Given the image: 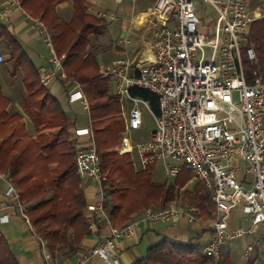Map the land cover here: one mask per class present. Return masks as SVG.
Here are the masks:
<instances>
[{
  "label": "built area",
  "instance_id": "2783aa9c",
  "mask_svg": "<svg viewBox=\"0 0 264 264\" xmlns=\"http://www.w3.org/2000/svg\"><path fill=\"white\" fill-rule=\"evenodd\" d=\"M197 1L156 0L151 59L138 63L128 57L117 58L102 76L114 82L123 109L124 128L118 151L134 148L143 169L161 162L167 179L175 178L182 167L191 170L212 191V215L204 220L193 207L149 206L129 222L111 226L104 206L106 176L100 167L89 116L88 126L76 129L77 134L89 138L75 149L76 171L93 188L94 201L87 204L86 211L104 218L109 231L74 264H88L93 259L121 264L118 243L133 237L148 222L177 223L185 219L199 224L210 232L202 253L216 260L222 258L230 242L264 227V78L255 69L248 81L243 62V49L250 62L256 61L254 48L245 44L254 17L249 16L246 0H201L218 17L211 23L216 28L215 37L208 38L201 31ZM104 2L85 0V7L96 17L111 21L115 19L114 11L102 9ZM17 13L30 22L50 54L51 66L37 69L41 84L48 85L56 75L70 81L76 90L70 93L69 102L80 101L89 111L84 85L67 77L62 64L64 54L56 53L52 32L43 20L26 12L22 0H0V19H10ZM5 60L0 53V63ZM133 88L154 94L157 112L149 101L132 95ZM124 102L128 104L126 109ZM141 106L151 113L154 126L147 139L136 141L131 133L143 125ZM123 145L129 150L122 151ZM0 188V225L19 217L38 240L43 264H52L46 242L29 218L28 204L11 177L2 171ZM235 210L245 215L247 225H231ZM242 255L255 264H264V230L244 244Z\"/></svg>",
  "mask_w": 264,
  "mask_h": 264
},
{
  "label": "trees",
  "instance_id": "16d2710c",
  "mask_svg": "<svg viewBox=\"0 0 264 264\" xmlns=\"http://www.w3.org/2000/svg\"><path fill=\"white\" fill-rule=\"evenodd\" d=\"M61 1L64 0H22V6L52 30L56 53L64 54L62 64L67 77L84 85L100 167L106 176L104 206L109 223L115 227L142 205L159 202V207L166 206L175 198L176 188L184 187L193 173L182 167L175 178L168 179L174 182H156L152 175L155 163L136 171L129 153L113 149L119 142L124 122L118 115L115 97L107 93V83L95 55L88 51L89 36L98 34L106 21L87 13L84 0H71L72 16L68 21L62 20L56 9ZM0 40L8 48L11 63L22 68L27 93L24 109L35 125V134H29L21 114L9 112L10 101L0 93V171L8 174L18 187L22 200L28 204L29 218L45 239L48 251L65 246L75 250L85 236L92 233L101 236L107 222L95 213L85 214L89 201L76 171L75 151L69 150L71 144L66 140L68 116L59 100L41 84L36 67L1 22ZM247 41L253 45L257 59L250 62L243 49L247 79L251 81L255 69L264 78V17L251 23ZM131 94L149 101L157 112L154 94L137 88L131 89ZM184 195L194 202L193 208H197L196 213L202 219L211 217L212 191L203 183H196ZM90 224L94 225V231ZM230 257V252H226L216 260L199 251L190 240L178 242L162 237L147 246L145 253L131 264H231ZM0 264H19L1 230Z\"/></svg>",
  "mask_w": 264,
  "mask_h": 264
},
{
  "label": "crops",
  "instance_id": "0c3cea01",
  "mask_svg": "<svg viewBox=\"0 0 264 264\" xmlns=\"http://www.w3.org/2000/svg\"><path fill=\"white\" fill-rule=\"evenodd\" d=\"M155 1L156 0H111L101 4L102 6L104 5L106 10L114 11L115 14V29L118 35L116 40L107 47L113 54L111 62L117 58L126 57L138 63L146 62L151 59L153 41L152 28L155 24L153 6ZM64 3L66 4L67 2L63 1L60 5L63 6ZM61 6L60 8L63 9ZM114 21H106L103 32H105L107 26ZM0 22L18 40L26 55L36 67V70L41 66H51L49 57L45 55V51L47 50L46 46L39 36L36 35L30 22L27 21L22 14H14L12 18L2 19ZM0 53L6 58L5 62L0 63V93L4 98L10 101L8 111L11 108H15L16 111L21 114L27 132L33 135L35 134V125L24 109V100L27 93L23 82L22 68L19 65L16 66L11 63L9 60L10 54L8 48L1 40ZM46 87L48 91L59 100L60 105L68 116L69 127L75 140V149L79 145L87 143L89 140L88 136L86 134H77L76 129L84 128L88 125H79L76 115H73V111L75 110L74 106L77 104L80 105L81 102L77 101L70 103L68 100L70 93L76 90L74 85L70 81L63 80L56 75ZM108 95L114 96V94L111 93ZM64 100L66 101L65 107L64 103H62ZM87 115L90 116L89 111H87ZM82 187L87 200L93 202L94 196L91 182L82 179ZM2 199V188H0V201ZM236 211L238 213H233L230 219L231 225H244L243 220H246L245 215L238 210ZM237 217L239 219H236ZM90 229L94 231V225ZM0 230L7 239L9 247L12 253L17 257L19 264H43V252L38 240L22 225L19 217H12L11 223L9 224H1ZM108 231L109 226L107 224L101 236L98 237L93 233L85 236L81 240L78 248L69 254L62 255L58 253V249L53 251L49 250L52 264H74L83 254L88 252L92 246L107 235ZM162 237H168L178 242L190 240L196 245L203 237V244L205 245L210 238V232L197 223L186 222L185 219L177 223H144L133 237L124 239L118 243L121 264H131L136 258L141 257L145 253L147 246L155 243ZM143 243H146L144 250ZM244 244L245 243L242 245L244 246ZM242 247L240 248L241 254ZM226 250L230 252L231 255L233 254L230 244ZM88 264H103V262L99 259H93Z\"/></svg>",
  "mask_w": 264,
  "mask_h": 264
},
{
  "label": "rangeland",
  "instance_id": "374dc122",
  "mask_svg": "<svg viewBox=\"0 0 264 264\" xmlns=\"http://www.w3.org/2000/svg\"><path fill=\"white\" fill-rule=\"evenodd\" d=\"M65 2H67L66 4L64 3L63 6L60 5L61 2H58L56 5V9H57V13L60 17V19L68 21L70 20L72 13H73V8H72V1L71 0H64ZM111 0H105V2H108ZM247 1V6H248V12H249V16L254 17L253 21L259 18L264 17V1L263 0H256V1H252V0H246ZM249 2V4H248ZM196 5L199 6V11L198 14L199 16L202 18V28L201 31L203 33H205L206 37L208 38H213L215 37L216 34V28L214 27L213 24H211L214 20L217 21L218 17L216 16V14L214 13V11L211 9V7H209L207 4L201 2V0H198L196 2ZM63 7V9L60 8ZM84 6H85V0H84ZM60 8V9H59ZM86 8V7H85ZM102 9L105 10L104 5L102 6ZM258 9V11H257ZM87 13L94 15L91 11H88L86 9ZM2 20V19H0ZM115 19H113L114 21ZM112 21V20H111ZM252 21V22H253ZM105 22V21H104ZM251 22V23H252ZM251 23L249 25L248 28V32L246 34V41L245 44L247 46H252L253 45L251 43H248L247 41V37L250 31V26ZM115 25H116V21L111 22L108 26H107V30L105 32H103V28H100L98 30V34L96 35H90L89 39H90V46L88 48V51L92 52L95 55V58L98 61V64L100 66V73L102 74V71L105 70L109 64L111 63L113 54L111 51H109L110 49L107 48L108 46H110L111 43H113V41L116 40L117 38V31L115 29ZM51 30V29H50ZM52 32V30H51ZM254 48V47H253ZM255 51V50H254ZM45 55H47V57H49L50 60V54L48 53V51H45ZM100 56V57H99ZM99 57V58H98ZM257 60V59H256ZM103 77V76H102ZM107 83V93H111L114 94L113 97H115V100L117 101L118 105H119V112L118 115L121 117V119L123 120V109L121 108V104H120V100L119 98L115 95V86H114V82L110 79V78H105ZM103 91V90H102ZM112 96V95H110ZM236 98V95H235ZM62 103H64V107L66 105V101H62ZM82 103H80V105H75L74 106V111H73V115L77 117V121L79 125H88L89 123V116L87 115V111H85V109H83L82 107ZM128 107L127 102H124V109H126ZM142 112H143V125L142 127L131 133V137L138 141V140H142V139H147L149 137V133L150 131L153 129V117L151 115V113L144 107L141 106ZM10 112H15L16 109L11 108L9 109ZM18 112V111H16ZM124 122V120H123ZM121 135V133H120ZM120 135L119 138L120 139ZM66 140L68 142H70V147L69 150H74L75 151V140L72 136L71 133V129L70 127H68V134L66 136ZM120 145V141L118 142L117 146H115L113 149L115 151H117L118 153H121L120 151H118L117 147ZM122 151H128L129 150V146L128 145H123L122 146ZM124 153H129V159L132 163V165L134 166V169L136 171H140V170H145L143 169L138 160L137 157L134 153V148L132 151L129 152H124ZM192 174V173H191ZM152 175H153V179L156 182H164L166 181L167 183H172L174 182L173 180H168L164 174V169H163V165L161 162H157L152 170ZM196 183L201 184L202 182H200L198 179H196L194 177V175L192 174L191 177L188 179L187 183L184 185V187L177 189L176 188V196L173 200L169 201L167 205H180L183 207H189V206H195L194 202L191 200H188L187 198H185V191H191L192 188L194 187V185ZM106 200V199H105ZM149 206H154V207H159L161 206L159 202H151L150 204H146V205H142L140 206L138 209H136L135 212H133L129 218L123 222V224L129 222L130 220H132L137 214H139L144 208L149 207ZM197 210V208H196ZM234 214L238 213L236 210L233 211ZM86 215H89V213H87V211H85ZM236 219H239L238 217ZM244 221V225H247L249 222L247 220H243ZM121 224V225H123ZM121 225H116V226H121ZM264 227H260L259 229H255L254 232L251 235H247L245 236L243 239H238L235 241L230 242L229 244L231 245L232 248V255L230 257V263L231 264H255L252 260H248L245 259V257L241 254L240 252V248L243 246V243H247L249 242L251 239H254L256 237L259 236V231H262L263 233ZM45 240V239H44ZM203 237L200 239V242L197 243V248L199 251L203 252ZM146 243H143V250L145 249V245ZM229 246V245H228ZM142 249V247H141ZM60 254L64 255V254H69L73 251V249L70 246H65V247H60L59 249ZM228 252L227 250L224 252V254Z\"/></svg>",
  "mask_w": 264,
  "mask_h": 264
}]
</instances>
